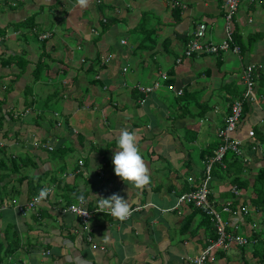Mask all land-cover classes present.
I'll use <instances>...</instances> for the list:
<instances>
[{
    "label": "crops",
    "instance_id": "obj_1",
    "mask_svg": "<svg viewBox=\"0 0 264 264\" xmlns=\"http://www.w3.org/2000/svg\"><path fill=\"white\" fill-rule=\"evenodd\" d=\"M173 1L184 7H171ZM223 1L89 0L80 7L77 0H0V158L28 163L22 173L0 169V242L17 247L1 264H191L188 258L206 246L209 231L199 210L176 206L177 196L190 189L189 176L195 183L202 175L201 152L217 144L230 105L243 92L245 63H261L264 73V0H241L233 17L240 42L262 35L246 51L183 54L199 23L206 24L204 40L224 37ZM141 21L150 31L139 30ZM148 38L153 43L141 47ZM163 71L167 79L160 78ZM156 82L146 95L135 87ZM262 86L257 78L259 101L248 104L235 131L250 159L240 178L250 186L264 166ZM168 94L184 100L174 104ZM122 128L136 133L149 169L151 182L143 189L114 172ZM251 138L260 150L248 149ZM21 174L29 181L41 176L40 187L52 189L24 216L16 206L39 191L31 193ZM220 175L213 173L212 196L249 208L223 215L228 231L253 242L218 251L207 264H261L264 212L251 204L250 187L234 196L233 174ZM80 193L88 209L113 193L139 209L123 221L92 214L88 241L80 218L59 211Z\"/></svg>",
    "mask_w": 264,
    "mask_h": 264
},
{
    "label": "built area",
    "instance_id": "obj_2",
    "mask_svg": "<svg viewBox=\"0 0 264 264\" xmlns=\"http://www.w3.org/2000/svg\"><path fill=\"white\" fill-rule=\"evenodd\" d=\"M241 0H224L223 1V18H224V37L219 42H211L204 40L206 35V24L199 23L194 31L192 39H190L183 48V54L187 57L194 54H219L224 52H232L235 54L241 53L240 45L234 41V23L233 17L237 12ZM184 5L178 1L171 2V7ZM49 36L48 32L41 34L40 38H45ZM2 37L0 36V41ZM124 42V40L122 41ZM180 59H177L179 62ZM263 65L261 63L247 62L243 67L242 80L244 84V89L242 92V99H235L230 106V111L224 118V125L218 130L217 138L220 140L219 145L213 150L211 156L205 157L202 160L204 165L202 175L199 177L198 181L194 183L193 177L189 176L187 180L191 183V189L182 192L177 196L176 206L182 204L190 205L207 216L213 221L216 227L217 237L214 240H209V243L202 248V250L195 256L189 257L188 260L191 264H207V262L214 260V254L216 251H226L233 244L235 245H246L253 240L247 236L230 232L227 230V221H225L223 215H238L239 213L247 214L249 208L243 204L232 207L233 200L221 201L216 200L210 191V184L213 179V169L215 165L225 166L223 159L228 151H232L236 156H238L242 162L247 163L250 161L246 154V149L244 148L245 141L235 135L237 124L239 123L242 113H243V101L248 103H257L256 94V80ZM161 79H167V74L165 71L160 72ZM159 83L156 82L153 86H137V90L141 94H147L152 89L158 87ZM183 90L180 88L177 90V94H182ZM254 135L253 131L249 132V138ZM40 147L46 149H53V147L46 143H41ZM248 149L252 151H258L261 146L255 139L250 140L248 144ZM81 164V161L79 162ZM230 190L234 196L239 195V188L235 184H231ZM35 194L24 203L16 206V209L20 215H26L30 211H34L40 203L47 201V198L39 203L34 204L33 198ZM5 205H0V210L3 209ZM80 209L88 212L87 215H80V211H74L73 209ZM97 204L92 209H88L84 203H81L78 199L75 203H71L59 211L61 213L70 212L77 215L80 218L83 229L86 231V238L88 241L92 240V227L90 224V219L92 214L103 213L97 212ZM131 212L135 209H139V206L130 208ZM103 214H108L107 210ZM111 216V215H110ZM130 216V215H129ZM128 216V217H129ZM127 217V218H128ZM43 254H48L44 252ZM20 264H27L26 261H22ZM37 264V263H35Z\"/></svg>",
    "mask_w": 264,
    "mask_h": 264
},
{
    "label": "trees",
    "instance_id": "obj_3",
    "mask_svg": "<svg viewBox=\"0 0 264 264\" xmlns=\"http://www.w3.org/2000/svg\"><path fill=\"white\" fill-rule=\"evenodd\" d=\"M177 7V6H175ZM180 7V6H178ZM144 27H145V22L141 21L139 23V30H142L143 33L150 31L149 29L147 31H144ZM149 34L147 33L145 36H148ZM260 36H262L261 34H255L251 37H247V39L244 40L245 43L240 42V38L239 35L236 34L235 29H234V41L240 45L241 48V52H244L247 50V47L250 46L257 38H259ZM150 37V36H148ZM152 44L153 43V39L148 38L147 40H143L140 45L141 47L146 46V44ZM261 72V71H260ZM259 82H263V88H264V73H260L259 76ZM237 99H242V94L237 98ZM235 100V99H234ZM233 100V101H234ZM232 101V103H233ZM231 103V104H232ZM248 102L243 101V112L244 110H246L248 108ZM231 106V105H230ZM224 125V123H223ZM259 140H260V145H264V133H259ZM220 140L218 139L217 144L211 146L210 149L208 150H204L201 152V157L202 159H205V157L207 156H211L213 153V150L219 145ZM231 155H230V154ZM223 162L225 164L224 167H222L221 165H215L214 169H213V173L217 176H219L220 174L223 175H232V178L230 179V184H235L238 188H251V192L254 194V197L250 198V202L252 205L255 206V209L258 212H264V166L260 167L257 170V173L255 175L254 178V182L253 184L250 186L249 183L247 182L246 179L240 178V174L242 171V167H243V162L242 160L236 156L232 151H228L226 152ZM28 165L24 164V162H22V160H6V159H2L0 158V169L2 170H10L12 172H17V173H22L21 171H23V169ZM220 173V174H219ZM221 176V175H220ZM219 176V177H220ZM30 176H26L21 174L19 177L20 182L22 181H28V187L29 190L31 191V193H35L37 191H39L41 188L40 187V182H41V176L36 177V179L31 178V181H29L30 179H28ZM191 189V187H190ZM80 195H82V193L80 194H76V198H78ZM5 201L4 200H0V205H4ZM68 205L70 204L67 203ZM236 199L233 200L232 202V207H236ZM196 209V208H195ZM198 209H196L197 211ZM200 211V210H199ZM201 212V211H200ZM202 216H201V225L205 226L208 229V240L206 245L209 243V240H214L217 237V231H216V227L214 226L213 221H211L210 217L207 216L206 214H204L203 212ZM194 214H197L196 212ZM193 217V215L191 214L189 217H187V219L190 221L191 218ZM187 220V221H188ZM228 230V228H227ZM16 247V243L15 246H10V244H8V246L4 247V243L1 241L0 242V264L3 261L4 258H6V256L10 255ZM231 247V246H230ZM17 248V247H16ZM218 251H216V253L214 255L217 254ZM261 264H264V253L262 255L259 256Z\"/></svg>",
    "mask_w": 264,
    "mask_h": 264
},
{
    "label": "clouds",
    "instance_id": "obj_4",
    "mask_svg": "<svg viewBox=\"0 0 264 264\" xmlns=\"http://www.w3.org/2000/svg\"><path fill=\"white\" fill-rule=\"evenodd\" d=\"M77 4L80 7H87L89 0H77ZM115 145L117 150L112 156L115 174L136 189H143L151 182V177L149 169L140 153L136 133L122 128L116 137ZM51 191L52 189L50 187H42L38 195L34 196L33 203L36 204L46 199ZM78 200L81 203L85 202L83 195H80ZM73 210L80 211V215L88 214V212L80 209L74 208ZM105 210L112 217L121 221L125 220L131 214L128 200L118 193H113L107 198L101 197L98 200L96 211L104 213Z\"/></svg>",
    "mask_w": 264,
    "mask_h": 264
},
{
    "label": "rangeland",
    "instance_id": "obj_5",
    "mask_svg": "<svg viewBox=\"0 0 264 264\" xmlns=\"http://www.w3.org/2000/svg\"><path fill=\"white\" fill-rule=\"evenodd\" d=\"M261 70H262V69H261ZM137 86H143V85H136L135 87L137 88ZM145 86H146V85H145ZM158 91H161V89L159 88ZM198 93H199V92H198ZM201 98L203 99V93H200V94L198 95V98H197V99L200 100ZM168 100H170V102H172V103L175 104V103H177V101H178V102H183L184 99H178V100L176 99V100H175V99H174V96H173L172 94H168ZM257 101H259L258 96H257ZM189 104H190V105L192 104V101H191V100L189 101ZM51 105H52V104H51ZM54 106H55V105H54ZM46 113L48 114V110L46 111ZM195 118H196V119H195L196 122H198V121H199V117L196 116ZM198 123H199V122H198ZM199 125H200V123H199ZM229 154H230V153H229ZM230 155H231V154H230ZM194 161H195V162L198 161V158L195 157V156H194ZM243 163H244V162H243ZM212 187H213V190H215L214 188H215L216 186H214L213 183H212ZM210 191H211V195H213V191H212V189H211V186H210ZM184 205H185V204H182V206H184Z\"/></svg>",
    "mask_w": 264,
    "mask_h": 264
}]
</instances>
